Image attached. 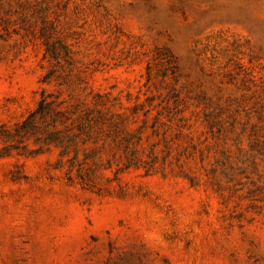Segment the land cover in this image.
Wrapping results in <instances>:
<instances>
[{"label": "rangeland", "instance_id": "rangeland-1", "mask_svg": "<svg viewBox=\"0 0 264 264\" xmlns=\"http://www.w3.org/2000/svg\"><path fill=\"white\" fill-rule=\"evenodd\" d=\"M0 264H264V0H0Z\"/></svg>", "mask_w": 264, "mask_h": 264}, {"label": "trees", "instance_id": "trees-1", "mask_svg": "<svg viewBox=\"0 0 264 264\" xmlns=\"http://www.w3.org/2000/svg\"><path fill=\"white\" fill-rule=\"evenodd\" d=\"M64 114L60 110H54L52 103L47 102L44 97H42L37 106L32 110L27 117H25L22 121L16 124L15 134L22 137L24 135L34 134L36 131H39V127L36 124V120L38 118L42 119H51V123L46 122V126L41 128L40 130L46 134V143H53L56 146L62 147L61 155L66 154L68 144L67 141L71 139L69 133V125L65 120L62 119ZM61 123L63 125L62 128H58L57 124ZM49 126L53 127L50 129Z\"/></svg>", "mask_w": 264, "mask_h": 264}]
</instances>
